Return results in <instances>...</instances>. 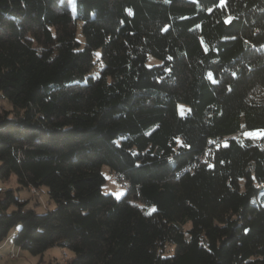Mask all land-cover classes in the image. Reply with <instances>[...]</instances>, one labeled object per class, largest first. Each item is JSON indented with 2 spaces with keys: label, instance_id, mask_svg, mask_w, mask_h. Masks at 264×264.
<instances>
[{
  "label": "trees",
  "instance_id": "1",
  "mask_svg": "<svg viewBox=\"0 0 264 264\" xmlns=\"http://www.w3.org/2000/svg\"><path fill=\"white\" fill-rule=\"evenodd\" d=\"M0 95V249L264 264V0H0Z\"/></svg>",
  "mask_w": 264,
  "mask_h": 264
},
{
  "label": "rangeland",
  "instance_id": "2",
  "mask_svg": "<svg viewBox=\"0 0 264 264\" xmlns=\"http://www.w3.org/2000/svg\"><path fill=\"white\" fill-rule=\"evenodd\" d=\"M80 26L81 24H79V27ZM78 37L79 39L83 40L81 29H79ZM157 62L159 61H157L152 56H149L147 65L150 66ZM100 69H101V66L100 65L97 66V69L94 71V73L98 75ZM185 108L188 109V106L183 105V104L179 105V110L182 114H184ZM11 109H13L12 105L9 104L8 101L2 97V95H0V110H11ZM263 134H264L263 130L256 129L253 131H247L246 133H244L243 136L250 137L253 140L259 142ZM101 171L103 175L105 176V180H106L102 186L103 193L111 194L115 198L121 199L127 192L128 184L125 183V180H121L114 172H112L110 167L107 165H103ZM8 183H11V179L9 181L0 179V190H4L3 184H8ZM17 188H18V184L16 182L15 187L13 189H17ZM44 188L45 187H43L42 190L38 194L33 193V192L30 193V191L26 188L17 191V193L22 199L28 200L27 208H33L36 211L37 209L41 208V209H44V212H46L50 209H53L55 207V203L49 198L48 193L43 190ZM4 195H5V190L4 192L0 193V197H2L0 198V201L4 198ZM37 202H40V203L37 204ZM29 205H31V207H29ZM38 213H41V212H38ZM12 243H14V237H12L11 240L8 242V245L6 246V248L0 251V255H1L0 264H51L53 262L64 263L67 260V259H64V256H65L64 250H66L64 248L52 247L49 250H47L43 255H33L24 249L16 247L15 245L13 246L12 249L14 250V252L16 251V253H18V257L16 259H10L9 258V253H10L9 247L11 246ZM171 248H174V246H172ZM167 254L168 255L172 254V250L171 252H167Z\"/></svg>",
  "mask_w": 264,
  "mask_h": 264
},
{
  "label": "clouds",
  "instance_id": "3",
  "mask_svg": "<svg viewBox=\"0 0 264 264\" xmlns=\"http://www.w3.org/2000/svg\"><path fill=\"white\" fill-rule=\"evenodd\" d=\"M15 183H16V177L13 175L11 177V183L3 184V189L4 190L13 189L15 187ZM4 190H0V193L4 192ZM43 190L45 192H48L49 191L47 188H44ZM0 198H2V197H0ZM29 207H31V205H29ZM13 210H15V207L14 206L9 211H13ZM37 211L42 213V212H44V209L39 208V209H37ZM169 252H171V248L169 249ZM64 254H65L64 259H71L73 257V255H74L71 251H68V250H64ZM256 259H257L256 257H251L250 258V260L253 261V262ZM260 259H264V257H260Z\"/></svg>",
  "mask_w": 264,
  "mask_h": 264
},
{
  "label": "crops",
  "instance_id": "4",
  "mask_svg": "<svg viewBox=\"0 0 264 264\" xmlns=\"http://www.w3.org/2000/svg\"><path fill=\"white\" fill-rule=\"evenodd\" d=\"M12 237H14V235L13 236H9V238L1 245V249H0V251H2L4 248H6V246L8 245V242L11 240V238ZM15 245V242L14 243H12L11 244V246L9 247V252H14V250L12 249L13 248V246ZM8 252V253H9ZM16 252V251H15ZM8 255V254H7ZM10 255V254H9ZM0 258H1V255H0Z\"/></svg>",
  "mask_w": 264,
  "mask_h": 264
},
{
  "label": "bare ground",
  "instance_id": "5",
  "mask_svg": "<svg viewBox=\"0 0 264 264\" xmlns=\"http://www.w3.org/2000/svg\"><path fill=\"white\" fill-rule=\"evenodd\" d=\"M35 191V190H34ZM35 193V192H34ZM13 259H16L18 257V253L12 252ZM9 258L11 259V255H9Z\"/></svg>",
  "mask_w": 264,
  "mask_h": 264
},
{
  "label": "built area",
  "instance_id": "6",
  "mask_svg": "<svg viewBox=\"0 0 264 264\" xmlns=\"http://www.w3.org/2000/svg\"><path fill=\"white\" fill-rule=\"evenodd\" d=\"M195 165H192V167H194ZM36 196V195H35ZM14 234V233H13ZM11 236H13V235H11ZM10 255H11V259H13V257H12V251L9 253Z\"/></svg>",
  "mask_w": 264,
  "mask_h": 264
}]
</instances>
